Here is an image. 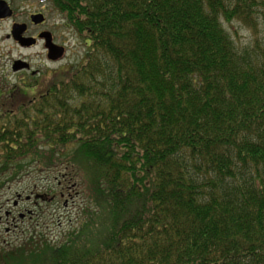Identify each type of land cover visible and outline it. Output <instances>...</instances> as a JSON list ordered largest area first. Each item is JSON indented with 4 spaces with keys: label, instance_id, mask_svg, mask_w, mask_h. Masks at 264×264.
Returning a JSON list of instances; mask_svg holds the SVG:
<instances>
[{
    "label": "trees",
    "instance_id": "trees-1",
    "mask_svg": "<svg viewBox=\"0 0 264 264\" xmlns=\"http://www.w3.org/2000/svg\"><path fill=\"white\" fill-rule=\"evenodd\" d=\"M48 1L84 52L39 88H0V191L62 166L89 203L26 256L264 264V44L238 47L222 24L256 34L264 0Z\"/></svg>",
    "mask_w": 264,
    "mask_h": 264
},
{
    "label": "rangeland",
    "instance_id": "rangeland-1",
    "mask_svg": "<svg viewBox=\"0 0 264 264\" xmlns=\"http://www.w3.org/2000/svg\"><path fill=\"white\" fill-rule=\"evenodd\" d=\"M5 1L11 2L16 14H22L15 18L17 22H22L25 15L31 11L41 8L46 10L48 24H57L59 45L65 48L63 56L57 63L58 68L81 58L84 52L81 39L72 29L66 27L61 15L49 7V1ZM259 15L256 34L238 21L222 20L224 28L238 47L252 44L255 38L259 44H264V15ZM13 20L10 18L0 22V53H8L10 50L15 58L21 51L11 40L5 38ZM39 50L40 47L37 46L31 50V53L35 54ZM33 62L35 65H41L40 69H46L42 59L36 58ZM16 81L0 80V88L13 85ZM35 194L39 196L34 198ZM27 195L30 196L28 200L25 199ZM14 201H17L16 206H13ZM87 203L89 200L82 191L79 177L67 167L59 166L42 172L30 168L22 173V177L6 184V187L0 191V248L6 250L1 263L39 264V260L42 262L41 257L38 256L39 250L33 256L27 257L19 245H25L27 242L41 243V238L58 245L67 233L78 228L80 219L83 218L84 205ZM5 213L8 215L5 216ZM20 214L24 217L20 218Z\"/></svg>",
    "mask_w": 264,
    "mask_h": 264
},
{
    "label": "flooded vegetation",
    "instance_id": "flooded-vegetation-1",
    "mask_svg": "<svg viewBox=\"0 0 264 264\" xmlns=\"http://www.w3.org/2000/svg\"><path fill=\"white\" fill-rule=\"evenodd\" d=\"M39 1L47 2L48 0ZM8 5L12 9V14L9 17L0 18V22L10 18L14 19L11 23L9 33L5 35V38L11 40L21 52L15 58L10 50H8V53H0V80H35L34 86L39 88L42 84L40 80H55L54 75L58 69L57 63L65 51V48L61 46L63 48V54L60 57H52L53 55L49 52L50 44L60 46L57 34L58 26L56 23L48 24L47 12L43 8L29 12L25 15L26 17L22 22H17L15 18L22 14H16L14 12L11 2H8ZM38 14H41L43 18L40 22H36L32 18ZM14 25H22L24 28L17 38L12 35ZM20 40L25 43H22ZM26 43L29 44L24 45ZM37 46L40 47L39 52H35V54L31 53V50ZM36 58L42 59L46 69H40L41 65L34 64L33 60L35 61ZM35 87L30 88V90H34L33 88ZM37 196L39 195L35 194L34 198ZM18 199H20V194H18ZM25 199H30V196L27 195ZM16 204L17 201H14L13 206H16ZM7 215L8 213H5V216ZM19 217L23 218L24 216L20 214Z\"/></svg>",
    "mask_w": 264,
    "mask_h": 264
},
{
    "label": "water",
    "instance_id": "water-1",
    "mask_svg": "<svg viewBox=\"0 0 264 264\" xmlns=\"http://www.w3.org/2000/svg\"><path fill=\"white\" fill-rule=\"evenodd\" d=\"M11 14H12V9L8 5V3L5 0H0V18L9 17ZM32 18L36 22H40L43 19L41 14L34 15ZM23 30H24V28L22 25H14L13 29H12V35L17 38ZM23 40H27V39H23ZM20 41L22 43H25L22 40H20ZM28 44L29 43H26L24 45H28ZM49 52H50V54L53 55L52 57H60L63 54V48L61 46H56V45L50 44L49 45Z\"/></svg>",
    "mask_w": 264,
    "mask_h": 264
}]
</instances>
